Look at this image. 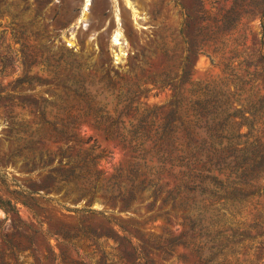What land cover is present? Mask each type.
<instances>
[{
	"label": "rangeland",
	"instance_id": "obj_1",
	"mask_svg": "<svg viewBox=\"0 0 264 264\" xmlns=\"http://www.w3.org/2000/svg\"><path fill=\"white\" fill-rule=\"evenodd\" d=\"M84 2L0 0V264H264V0Z\"/></svg>",
	"mask_w": 264,
	"mask_h": 264
},
{
	"label": "bare ground",
	"instance_id": "obj_2",
	"mask_svg": "<svg viewBox=\"0 0 264 264\" xmlns=\"http://www.w3.org/2000/svg\"><path fill=\"white\" fill-rule=\"evenodd\" d=\"M84 1L85 2L83 4V11L85 10V12H86V7H87V5L89 3V0H84ZM136 14L137 13H136V11L134 9V16H136ZM116 19H118V15L117 14H116ZM124 36L125 35H123L122 29L119 26V23L117 22V26L115 27V29L113 30V32L111 34V40H112L113 45H115L117 47V58L118 59L121 57L120 55H124L126 53V45L127 44H126V40H125Z\"/></svg>",
	"mask_w": 264,
	"mask_h": 264
},
{
	"label": "trees",
	"instance_id": "obj_3",
	"mask_svg": "<svg viewBox=\"0 0 264 264\" xmlns=\"http://www.w3.org/2000/svg\"><path fill=\"white\" fill-rule=\"evenodd\" d=\"M263 88H264V87H263ZM260 90H261V89L258 90L257 94H258V96L263 97V96H264V90L262 91V93H260ZM141 141L144 142V140H141Z\"/></svg>",
	"mask_w": 264,
	"mask_h": 264
},
{
	"label": "water",
	"instance_id": "obj_4",
	"mask_svg": "<svg viewBox=\"0 0 264 264\" xmlns=\"http://www.w3.org/2000/svg\"><path fill=\"white\" fill-rule=\"evenodd\" d=\"M83 2H84V0H83Z\"/></svg>",
	"mask_w": 264,
	"mask_h": 264
}]
</instances>
